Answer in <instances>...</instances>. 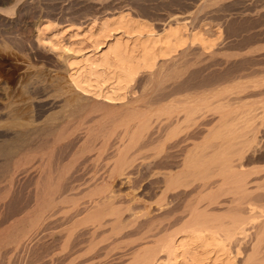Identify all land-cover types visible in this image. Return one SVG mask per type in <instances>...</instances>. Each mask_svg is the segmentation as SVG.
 <instances>
[{
	"label": "rangeland",
	"instance_id": "obj_1",
	"mask_svg": "<svg viewBox=\"0 0 264 264\" xmlns=\"http://www.w3.org/2000/svg\"><path fill=\"white\" fill-rule=\"evenodd\" d=\"M119 12H128L130 13L133 19H142L147 23H150L157 32H161L168 24L171 23L173 24L177 20L179 21L186 20L188 21V27L191 31L199 28L202 29L204 35L208 38L215 39L219 36V34L221 35V37L218 40L217 45L213 49V51L210 52L203 51V49H201L200 46L197 45L192 47H187L183 51V54L180 55V57L176 56L177 60L176 57H174L170 60H166L165 62L161 61L160 67L157 70L158 72L154 71L151 74L143 73L137 79V82L132 90L133 91L132 95H130L129 98L126 99L124 102H122V104L115 107L116 111L113 110V112H111L112 111L111 110L109 111L111 113H109L105 111L104 107H102L103 109L101 107L95 108V105L92 102L85 101L88 108L85 107L81 109L82 111H80L79 115L73 118L71 120L72 122L70 121L71 123L70 122L68 123L66 131H64L61 136L62 140L59 139L58 141L59 143L57 142L56 144L55 147L56 149H54L53 158H52L53 162L51 161V167L55 164L53 166V169L56 171L53 173L54 175L53 177L56 176L57 178L55 177L54 179L57 181V179L60 176L66 174L65 176H63L65 180L66 179L69 180L73 178L70 180L72 183L70 181L69 182L65 181L66 183L64 184L66 185L67 190L68 188L74 187L75 191L73 190L74 191L73 192L72 190L69 191L70 189L68 190L67 199L57 208L55 213L56 215H54L51 224H49L51 226L47 227L46 222L43 221L45 225L43 222H40L39 226L36 225L34 227H31L32 229H30L31 231L29 232V235L28 234L27 235L29 237L32 236L30 238L31 239L34 238L35 240L32 239V242H29L30 240L28 238L29 241L26 242L29 243L26 244V242L24 241L23 242L24 244L22 243V245L19 246L17 244L12 243L11 241L10 243L8 242L9 245L4 244V240H3V244L0 246V264H132V262L133 264H138V263L140 264L143 261L144 257H146L144 255L151 253L152 251L153 252L151 254L158 253V259L166 258L165 256L167 254L166 253L163 254V252H160L161 250L160 241L162 240L160 238H163L164 233L163 234H161L162 232L158 233L159 230L155 232L152 231L151 233V230L147 228V225L149 224V219L146 216L144 217L143 215L144 211H142V209H138L139 205H136V203L129 204L127 197L125 198V196L129 191H134L137 197L150 201V198L152 196L150 191L151 178H149L151 175L150 170L152 169L151 167L152 159L150 157H152L153 153L156 152L155 150H152V148H144L142 149L143 151L141 150L140 154L137 153L136 155L130 152L133 157L132 159L133 161L131 163L134 166L130 163L131 166L128 165L130 166V168L127 166V168H125L124 175L117 177L112 186L113 189L112 191L114 192V195L116 194L115 195L116 198L114 199V206H112L113 209L112 208L107 209L106 213L99 215L100 218L99 216L96 217L97 215H92V214L88 215L87 212H86L87 214H85V209L93 201H95V199L97 200L101 196L105 195V193L103 192L104 191L103 188H101L102 186L101 182L104 178L105 180L108 179V176H110L109 174L112 173L111 169L114 168V166L112 165H115L116 162L115 160H117L115 158L118 157L116 153H114L115 151L113 152V148H111L112 145L115 144V146L116 145L119 146L120 144L123 146L125 142L126 143L129 142L128 141L129 137L127 136H132L133 134H134L133 136H136V134L137 136L139 135L146 136L145 132L138 127L139 126L138 122L134 120L132 116H130L133 115L131 114L133 109L137 108L134 109V111L137 110L145 111L147 106L150 104L149 102H151V100L156 96V94L158 95L159 92L165 88V86L167 87L170 83L176 82L177 80L178 83L180 82V80H181L180 83L188 82L185 84H189V82H192L189 84L190 86H188L190 89L193 88L196 89L197 92L203 91L201 93H205L204 100L208 102L206 103L204 101L205 103L203 102L204 104L202 103L203 105L202 104L200 105V109L202 108V110H204V114L205 112L206 114L208 113L206 115L208 118L203 123L206 122L205 124H207L211 122L212 124H214L215 128H211V130H213L214 132L212 131V133L217 136L215 143L216 146L217 145L219 146V147L217 146L218 147L217 149L220 148L222 149L221 155L224 156L222 158L224 161L222 159L220 160L221 162L219 161L220 165L219 162H217L214 164L213 163L209 164L210 167L208 166L210 169V170L208 169L210 173L211 171H213V168L217 166L218 169H223L222 172L221 170H218L216 168H215L216 170L214 171L218 170V172L216 173L213 171L214 172L213 175L215 177L216 176L218 177L216 178L213 177L212 173L210 174L208 171L207 176H209V178H207L206 174L204 176H201L202 174L199 175L198 173L197 177H195L196 174L194 175L195 179L194 178L192 179L189 178V180L187 179L186 185L189 186L190 184L191 186L189 188H185L187 194H189L191 191H195L196 189H198L199 185L205 182V178L206 181L212 178V181L215 180V182L219 183V181L223 182L222 175L225 173L224 171H227V173H229L230 176L227 177L228 174L227 176L223 175L225 181L223 184L219 183L222 186L218 188V190L220 189L221 190L218 191V193L217 190L215 191L216 193H213L214 195L216 194L215 195L216 198L214 197L213 194L212 196L206 197V193L205 194L203 193L201 197L202 198L201 200L202 202H201L200 201L201 194H199L200 195L199 196L197 191L196 192L197 195L195 196V198L194 196L191 195L193 198L189 197L191 198L190 200L189 198H187L186 200L185 199L183 200L184 202H180L179 204L175 203L177 205L171 204L173 206L169 205L170 207H168V210L170 209L169 210L170 212L168 210H167L168 212L167 211L166 212L172 213V211L173 212L178 211L180 206L181 207L184 206L180 209L181 212H183L182 214L183 217L185 218V220H187L188 217L192 219V217H190L191 215H189L191 214V211L189 212V210H192L191 208H194L196 206V201H197L196 198H199V201H197V203L199 204H197L196 207L203 209L202 207H204V205L207 204V201L210 198L214 197V199H217L220 197L218 200L219 201L221 200V202L223 201L222 203L227 202V204L225 206H221L222 208L215 207L211 209L212 213L215 211L214 212L215 216L213 214L215 218L213 223L214 222L218 223L216 224L217 229H219L222 226V229L221 228L219 229L220 230L219 233L220 232L223 233L220 234L225 233L226 235H228L229 234L228 232L231 233V230L233 232L235 230L234 227H237L236 223L242 219L241 217H243V219L240 222H244V217H245L244 215H241L240 217L239 214H233L238 211L237 206L241 207L240 204L242 201L239 202V198L241 196V194L239 195V191H240L239 186L241 185V183H243L244 177L242 176L243 177L242 178L241 175L237 177L236 175L238 173L237 174L233 173L234 174L233 175L230 171H228V168L232 166L231 163L238 164L242 160L243 162H241V164L242 163L244 164V165L242 164L243 171L246 172L248 171L247 172L248 174L245 176L246 182L252 184L247 186L249 196L250 193L254 191V193L251 194L250 196V200L251 201L253 200L257 205L259 204L258 207L261 206V209L263 208L262 210H264V95L262 94L264 93V80H263L264 79V57H263L264 56V0H0V109H1L0 114L3 111L2 108L4 109L5 107L4 103L7 104V102L9 101L14 102L15 100L16 102L14 103H19L17 101L20 100L21 102V100L22 101L24 100L23 98H31V100L33 99L36 104V105L34 104L33 108L31 109L32 117H33L31 118L32 120L28 119L23 114H21L19 116V118L20 117L21 118L20 119L17 118V120L19 121L21 120L20 122L25 121L26 123L31 122V125L33 123H36V125L39 124L41 125V123L44 122L46 117L53 118V116H57L56 114H59V109L57 108L46 109V107L44 106L49 102H51L52 100H55L56 98L59 100L58 97L62 95V93L60 92L62 91L69 92L70 94L69 96H71L72 98L83 97L87 99V97L82 95L80 92H77L74 89V87L71 85V81L69 77V68H68L69 53H65V51L66 49H72L73 51L77 52L78 60L82 59V57L85 54L92 52L94 48L90 36H80V37L73 36L76 27L86 25L87 23H90L94 19L112 17L114 15H117ZM41 22H49L52 26L68 25L67 28H65L67 29L66 35H56L55 33L51 37V39H49L52 41L54 45L58 47V49H52L50 45L40 44L38 42V33L36 28L37 25ZM52 29L53 32H55L54 31L55 28L53 27ZM243 66L244 67L249 66L250 68H252V70L254 71L252 70L249 71L254 72V76H258L259 78L258 77L255 78L253 76L250 79L247 80L244 79L241 81L239 80L238 82V80L235 78V75H237L236 71L241 69ZM168 75L169 76L171 75V77H169ZM232 76L233 78H231ZM32 77L33 79L35 78L36 80H38L40 77L39 80L47 84L48 89L45 92L38 90H32V91L25 90L27 89V85L29 84V82L33 80ZM173 77L174 78L176 77V80L174 79L175 81L173 80ZM224 77L226 79L222 80V78ZM227 77L228 79L229 78L230 79L228 80ZM234 78L237 82L234 80ZM231 79L233 81L229 82ZM226 80H228V83H226ZM22 87L24 90L22 89ZM200 87L202 89H199ZM206 88H209V90L211 91H209L208 89L205 90ZM27 91L29 93L25 95ZM251 92L254 93L261 92L262 95L261 97H256V99L252 98L250 100H247L246 105L244 104L236 105L235 107V105L232 103V101L236 99L238 96L244 97L248 95V93L252 94ZM211 94H213V96H211ZM206 95L207 96L209 95V97H206ZM9 97L11 99L13 98L14 100L13 99L11 100ZM207 98H211V101L210 99ZM226 99L228 100V102L226 101ZM148 100L150 101L148 102ZM229 100H230V106L233 104V107L231 106V108H229V106L227 105L229 103ZM36 101L38 102V104ZM221 101L222 102L226 101L224 102V108H222L223 103ZM134 103L136 105H133ZM249 104L250 106H248ZM204 105L205 107H203ZM207 105H210V107ZM225 105H227L228 107ZM207 107H209V109ZM128 108L130 110H128ZM250 108L252 109L250 110ZM202 110H200V113L202 112L203 114ZM210 110H213L215 112L213 113V111ZM237 112L239 115H237ZM49 113L53 116L49 117L50 116ZM245 113L246 115H244ZM249 113L251 114L250 117H249ZM61 114L62 111L60 112V115ZM247 115L248 118L250 119L245 118ZM221 116H225V117L222 118ZM252 116L254 117L255 121L253 120ZM1 118L2 116L0 115V121H1L0 133H5L6 131L9 130L8 126L9 127L11 126L13 120L8 121L9 119H6V117H4L5 120ZM243 118L244 120H241ZM245 119L247 121L249 120V122L246 123ZM251 120H253V122ZM237 121L240 122L238 123ZM250 121L251 123L254 124H249ZM211 123L210 126H212ZM6 124H8L7 127ZM33 126H35V124H33ZM210 126L208 127L210 128ZM246 127H248L249 131L246 129ZM4 128L6 131L2 132ZM233 128L236 129L234 130ZM202 129L204 130L202 131ZM202 129L200 130L202 134L200 136L207 135L208 130L205 129V126ZM217 129H219L218 132H216ZM226 130L228 131L225 132ZM255 131H257L256 132V136H258L257 141L254 145H252L253 148L251 147L246 152L247 155L245 156L244 153L247 149L243 150L242 148H240L242 145L240 146L239 142L245 140V135L247 136V135H252L253 133L255 134ZM202 132L204 133L206 132V133L203 135ZM119 140L122 142H119ZM143 143L144 142L142 141V144ZM235 143L236 145L239 146V148L235 145ZM139 145L141 146V142L139 143ZM228 145L229 146L232 145L230 147H232L233 149L230 148ZM101 146L102 147L104 146L103 149ZM140 146H138V148ZM99 147L101 149H98ZM159 149L161 148L159 147ZM217 149L216 151L220 152L221 149L220 150ZM135 150H133L132 152H134ZM242 150L244 151V153H242L243 157L245 156L246 158L242 157L240 153V151L242 152ZM240 156L242 158H240ZM231 157L232 158L235 157L234 159H237L239 162L234 159L232 161ZM38 158L39 160L46 159V157L43 158V156L38 155L35 158L36 161L34 160L33 163L36 167L38 166L43 167V164L44 167L45 165L46 167L50 165L46 163L47 160H45L44 163L43 161L39 162ZM227 164L230 165L227 166ZM40 167L38 168L40 169ZM244 167L246 170L244 169ZM58 172H60V175ZM76 173H78V175ZM75 174L76 176H73ZM90 175L92 177V180L90 179ZM230 177H234V179ZM247 179L249 182L247 181ZM85 180L87 181L86 186L89 182H91V184H89L87 187L83 185L84 187L82 186V189L81 190L79 189L78 191L77 189L79 188V185L85 183ZM192 180L193 181L195 180L194 184L193 182L192 184L190 183ZM196 180L198 181L196 182ZM233 180L236 181L237 184ZM35 181H36L35 175L27 178L24 181H21L20 183L21 185L19 184L20 186L17 185L15 186L16 189L15 187L13 188L16 192L15 191L13 192V189L11 191L6 190L9 192L5 193L6 196L3 197L4 199L1 197L4 194L5 189L4 190L2 189L4 192L3 194H0L1 196L0 205L3 206V209H0V212L2 214L3 211H6L8 208V210H10L11 212L13 211L12 213L13 216L15 215L13 217L11 214V217L13 218H10V215L8 213L10 211L8 212L6 211V213L4 212L2 215H0V221L2 220L0 224H2L3 227L7 226L6 223L8 224V222L12 221V219L18 217L20 211L22 212L23 209L25 208L26 203H29V201L32 198V194L34 192L33 190L35 187ZM237 181L238 182L240 181L239 182L240 184H238ZM76 182H79V184L78 183L75 184ZM67 185L70 186L68 187ZM2 190H0V192ZM76 191L78 192L76 193ZM223 192H225V194ZM69 193H71L72 196L74 197L71 198L70 196L71 194L69 195ZM7 195L12 196L11 200H10V196H9V200H5L6 199L5 197H8ZM217 195L219 197H217ZM68 196L70 198H68ZM205 197L207 199H205ZM237 197H239L238 200ZM3 200H5L6 202L5 201L3 202ZM193 200L196 201L193 202ZM7 201H9V203ZM10 201H12L13 203ZM232 201H234V203L236 202L237 203L234 204ZM15 202L17 203V206ZM228 202L230 205H228ZM2 203L6 204V207ZM19 204L22 208L19 206ZM232 204L235 206H233ZM227 205L229 206V208L227 207ZM176 206L177 207L179 206L178 209L176 208ZM225 207L228 209H226ZM14 208L16 209L18 208V209L17 210L15 209L16 211H14L13 210ZM185 209L188 211H186ZM216 211L217 212L219 211L220 214L219 212L217 213ZM15 213H17L18 216ZM259 214L257 213L255 215L256 222H252L253 224L251 223V225L247 227L250 232L247 237L237 236V240H239V242L236 241L235 244H234L235 241L232 242V244L229 243V247L232 248L231 251L233 250V252L235 251V247L236 250L240 249L239 246L243 244L241 246V251H243V254H241L238 257L237 262L235 264H244V263L264 264V249H263L264 248L263 245L264 244V238H263L264 213H261V215ZM6 215L10 220H8V218L5 219L7 217ZM103 215L105 216L103 217ZM163 215H165L164 212L162 211L158 212V210L155 211V216L157 217L156 221H158V223L160 222L159 220L163 221L162 219ZM216 215H218L219 217ZM1 216H3V219ZM257 216H259V219ZM99 220L101 222H99ZM235 220L237 222H235ZM229 222L233 223L234 225L232 224L231 227L230 225L231 223ZM166 223L164 225H162L161 223L162 227L165 228V226L167 225ZM252 226L255 227L253 228ZM0 227H1L0 229L3 228L2 226ZM229 227L232 229H230ZM177 228L178 227L176 226V228H174L173 230ZM228 228L230 229V231ZM39 229H41V231L40 233H37ZM43 229L45 231L48 230L46 231V233L48 234L52 232L54 234V237L49 238L50 235L48 234L45 236L43 234L45 232V231L43 232ZM160 235L161 237L158 239ZM44 237L47 239H45ZM222 237L225 239L223 235ZM156 240L157 241L159 240V243ZM5 243H7L6 239H5ZM156 249L159 251H157ZM252 249H254L253 251L254 253L252 252ZM254 254H256L255 257ZM133 259L134 261L136 260L135 263Z\"/></svg>",
	"mask_w": 264,
	"mask_h": 264
},
{
	"label": "bare ground",
	"instance_id": "obj_2",
	"mask_svg": "<svg viewBox=\"0 0 264 264\" xmlns=\"http://www.w3.org/2000/svg\"><path fill=\"white\" fill-rule=\"evenodd\" d=\"M67 26L68 25L52 26L49 22L39 23L37 25V28H36L37 33H38V42L40 44L50 45L52 49H58V47L56 45H54L52 43V41L49 39H51V37L55 33H56V35H66L67 29H65V28H67ZM53 27L55 28L54 29L55 32H53V29H52ZM73 36L74 37L90 36V38L92 39V42H93V48H94L93 51L85 54L82 57V59H80V60L77 59V57H78L77 52L73 51L72 49H66V51H65V53H69L68 68H69V77H70L71 85L74 87V89L77 92H80L82 95L87 97V99L83 98V97L82 98L81 97L72 98L71 96H69L70 95L69 92H63V91L60 92L61 91L60 90L59 92L62 93V95L59 94L60 95V97H58L59 100L56 98L55 100H52L51 102H49L48 104H46L44 106V107H46V109H55V108L59 109V114L55 113L57 116H53L49 113L50 114L49 117L53 116V118L52 117L51 118L46 117L44 122L41 123V125L40 124L36 125V123H33V124H35V126H33V124L31 125V122L26 123L24 120H23L24 122H20L21 120L20 121L17 120V118H19V116L21 114H23L28 119L33 118L32 117V111H31V109L33 108V106L35 104V101L33 99L31 100V98H23L24 99L23 101L22 100H21V102H20V100L17 101L19 103H14V102H16V100L14 102L13 101L10 102L8 100L9 102H7V104L4 103V105H5L4 109L2 108L3 111L0 114L2 116V118L5 120L4 117H6V119H9L8 121L13 120V122L10 126L11 129L8 126V129H9L8 131H6L4 128L2 130V132L3 131L4 132L6 131V132L0 133V190L5 189L4 190L5 192L3 190L1 191L2 193L0 192V194H3V192H4L2 197L1 196L0 197L3 198L4 196H6L5 193L11 191L15 186L19 185L21 183V181H24L33 175H35L36 181H35V187L33 190L34 192L32 194V198L29 201V203H26L25 208L23 209L22 212L19 210L20 211L19 216L17 213H15V214H17L18 217L12 219V221H10V222H8L6 220L8 222V224L5 222L7 225L5 227H3L2 224H0V226L3 227L2 229H0V235H1L0 236V246L3 244V240H4V244L9 245V243L11 241L12 243L17 244L18 246L22 245V243L24 241L26 242V241L30 240L29 242H32V239H34V238L31 239L30 237H32V236H30V237L28 236L29 232L31 231L30 229H32L31 227H34L36 225L39 226V223L43 222V221L46 222L47 227L51 226L49 224H51V221H52L54 215H56L55 213H56L57 208L59 207V205L64 203L65 200L67 199L68 190L70 189L69 191H71V190L73 191L75 189L74 187H71V188H68V190H67L66 185L64 183L69 182L73 178H71L69 180H67V179L65 180V178L63 176H65L66 174L63 176H60L57 179V181L54 179L56 176L53 177L54 176L53 173L56 170L53 169V166L55 164L54 165L52 164L53 166L51 167V161L53 158L54 149H56L55 148L56 144L59 141V139L62 140L61 136H62L63 132L66 131L68 123L73 118L77 117V115H79L80 111H82L81 109H83L85 107L88 108L85 101L92 102L95 105V108L96 107H101V108L104 107L105 111H107V112H109L111 110H112L111 112H113V110L116 111L115 107L122 104V102H124L126 99L129 98L130 95H132L133 87L136 84L137 79L143 73L151 74L152 72L157 71L158 68L160 67L161 61L165 62L166 60H170L176 56L180 57V55L183 54V51L187 47H192V46L197 45V46H200V48L203 49V51H206V52L207 51L208 52L213 51V49L217 45L218 40L221 37V35L219 34V36L215 39L208 38L204 35L202 29H199V28L191 31L188 27V21H186V20H184V21L177 20L173 24L172 23L168 24L161 32H157L152 27V25L150 23H147L146 21H144L142 19H133L131 17L130 13H128V12H119L117 15H114V16L109 17V18L106 17V18H102V19H94L93 21H91L90 23H87L86 25L76 27ZM176 60H177V57H176ZM249 70H252V68H250L249 66L248 67L243 66L238 71L235 70L237 72L236 73L237 75H235V78L238 80V82H239V80L240 81L244 80V79L247 80V79H250L251 77L254 76V72H252L254 70H252L251 72ZM260 71H262V70H260ZM175 73H176V71H175ZM181 74H183V73H181ZM169 77H171V75ZM254 77L256 78L258 76H254ZM28 78H30V77H28ZM231 78H233V76ZM235 78H234V80H235ZM32 79H33V77H32ZM39 79H40V77H39ZM39 79L36 80L34 78L32 81H30V82L28 81L29 84L27 85V89H25V90H28V91L29 90H31V91L32 90H38V91H44L45 92L48 89V85L43 83ZM174 79L176 80V77L175 78L173 77V80ZM223 79H226V78L224 77V78H222V80ZM227 79H228V77H227ZM228 80H226V83H228ZM169 81H170V79H169ZM177 81L170 83L169 85L167 84L168 86L167 87L165 86L164 89H162L163 88L162 87L161 88L162 90L161 91L159 90L160 91L159 94L158 95L156 94V96L151 100V102H149L150 100H148V102L150 104L148 106L146 105L147 108L145 111H142V110L134 111V109H137V108H134V109L132 108L133 113L131 112V114H133V115H130V116H132V118L138 122L139 126L138 125L137 126L140 129H142V131L145 132L146 136H141V135L137 136V134H136V136H133L134 135L133 134L132 136H127V137H129L128 138L129 142L128 143L125 142L123 146L120 144H119V146H117V145L115 146V144L112 145L111 148H113V152L115 151L114 153H116V155L118 157L115 158V159H117V160H115L116 161L115 165H112V166H114V168L111 169L112 173L111 174L108 173L110 175V176H108V179L105 180V178H104L101 182L102 183L101 188H103V190H104L103 192L105 193V195H103V196L100 195L101 197L99 199H97V200L95 199V201H93L88 207H86L85 214L88 213V215H90V214L97 215L96 217H98L99 215L106 213L107 209L112 208V206H114V199L116 198V196H115L116 194L114 195V192L112 191L113 190L112 186H113L117 177L124 175L125 168H127V166L130 165V163L133 161L132 160L133 157H132L131 153L136 155L137 153L140 154L141 150L144 148H152V150H155L156 152H154L153 156L150 157L152 159V163H151L152 169L150 170L151 175L149 177V178H151L150 191H151V195H152L150 198V201H147L145 199L137 197V195L135 194L134 191H129L127 193V195L125 196V198L127 197L129 204H135L136 203V205H139L138 209H142V211H144L143 212L144 217L146 216L149 219V224L147 225V228L149 230H151V233H152V231L155 232L158 230H159L158 233H160V232H162L161 234L164 233L163 238H160L161 237V235H160L158 237V239L159 238L162 239L161 240L162 242L160 241V247H161L160 252H163V254L166 253L167 255L165 256L166 257L165 259H158V253L157 254H151L153 252L152 251L151 253L144 255L146 257H144L143 261L140 264H235L237 262L238 257L241 254H243V251H241V246L243 244L241 246H239L240 249L236 250V247H235V251L233 252V250L231 251L232 248L229 247V243L232 244V242L235 241L234 242V244H235L236 241L239 242V240H237V236L247 237L250 233L249 229L247 227L250 226L252 222H256L255 215L257 213L258 214L260 213L259 215H261V213H264V210H262L263 208L261 209V206L258 207L259 204L258 205L255 204V202L253 200H252L253 201V203H252V201L250 200V196H251V194L254 193V191L253 192L251 191L252 193H250V196H249L247 186H249L251 183L246 182L245 176L248 174L247 173L248 171L247 172L243 171V165L244 164L243 163H242L243 165L241 164V162H243V160L240 163H238L239 165L237 163H231V160H230V163L232 166L230 168H228V167L227 168H228V171H230L232 174L238 173L239 175L235 174L237 177L240 175H241V177L242 176L244 177V181L242 180L243 183H241V185L239 186V190H240L239 195L241 194V196H240V198L237 197V200L239 198V202L242 201L244 203H242V202H241V204L239 203L241 205V207H238L236 205L238 208L237 209L238 211L234 208L237 212L236 213L232 212L233 214H239L240 217H241V215H244L245 216L244 222H240L243 219V217H241L242 219L238 221L240 224L235 220V222H237L236 223L237 227L238 226L239 227L238 228L234 227L235 230L233 232L231 230V233L228 232L229 233L228 235H226L224 233L226 235V237L224 234H220L223 232L219 233V231H220L219 229L220 228L222 229V226L221 227L219 226L220 228L217 229L216 224H218V223L214 222L215 223V225H214L213 221L215 220V218H214V216H215L214 212L215 211L212 213L211 209L215 208V207L222 208L221 206H225L227 204V202L222 203L223 201L222 202H221V200L219 201L218 199L220 197L218 195H217V197H219V198L214 199L216 194L214 195L213 193H216L215 192L216 190H217V193H218V191L221 190V189L218 190V188L220 186H222L220 184L221 183L223 184L225 181L223 175L227 176V174H228L227 177H229L230 176L229 173H227V171H224L225 173L223 172L224 173L222 175V181L223 182L219 181L220 184L215 182V180L212 181V178L209 180L207 179L208 181H206V178H205V182H203V184L199 185L198 189H196L195 191H191L190 193L188 192L189 194H187L185 188L191 187L190 184H189V186L186 185L187 179L189 180V178L190 179L194 178L195 174H196L195 177H197L198 173H199V175L202 174L201 176H204L205 174L207 176V172L210 170L209 164H212V163L214 164V163L219 162L224 156L221 155L222 149L221 148H220L221 150L217 149L219 146L217 145L218 146L217 147L216 143H215L217 136L214 135L212 133L213 130H211V128H215L214 124H212L210 122L212 124V126H210V123H207V124H205L206 122L203 123L208 118L206 116L208 113L206 114V112H205V114H204V110H202V108L200 109V105L204 101L206 102V100H204L205 99V93H201V92H203L201 90H199L201 92H197L196 89H193V88L190 89L188 86H190L189 84L192 82H189V84H185L188 82L180 83L181 82V80H180V82L178 83ZM231 81H233V80L231 79L229 82H231ZM236 82H235V85H236ZM200 85H201V83H200ZM59 86H60V84H59ZM216 88H215V90H216ZM22 89H23V87H22ZM199 89H202V88L200 87ZM207 89L209 90V88H206L205 90H207ZM210 89H211V87H210ZM221 89H220V91H221ZM56 90H57V88H56ZM203 90H204V88H203ZM228 90H229V88H228ZM28 91L25 93V95L27 93H29ZM209 91H211V90H209ZM5 92H7V91H5ZM206 93H207V91H206ZM251 93L252 94L248 93V95H246L244 97L238 96L236 99H234L232 101V103L235 105V107H236V105H242V104L246 105L247 100H250L252 98L256 99V97H261L262 94L264 95V93L261 94V92L260 93L259 92L258 93L257 92L256 93L251 92ZM55 95H57V94H55ZM211 96H213V94H211ZM215 96H216V94H215ZM206 97H209V95L208 96L206 95ZM148 98H150V97H148ZM216 98H217V96H216ZM44 99H45V97H44ZM207 99H210V101H211V98H207ZM227 99H226V101L228 102ZM226 101H224V102H226ZM38 102H37V104H38ZM224 102H222L223 103L222 108H224ZM233 104L231 105L232 107H233ZM133 105H136V104L134 103ZM227 105L229 106V108H231L230 100H229V103ZM227 105H225V106H227ZM207 106L210 107V105H207ZM248 106H250V104ZM203 107H205V105ZM209 107H207V108L209 109ZM129 108H130V106H129ZM129 108H128V110H130ZM140 109H142V108H140ZM199 109L203 111V114H202V112L200 113ZM238 109H239V107H238ZM251 109L252 108H250V110ZM220 110H221V108H220ZM61 111H62V114L60 115ZM210 111H213V110H210ZM111 112H109V113H111ZM214 112L215 111H213V113ZM219 113H220V111H219ZM209 114H210V112H209ZM228 115H231V114H228ZM237 115H239L238 112H237ZM244 115H246V113ZM250 115L251 114L249 113V117H250ZM255 116H256V114H255ZM221 117L224 118L225 116H221ZM221 117H220V119H221ZM245 118H248V115ZM210 119H212V118H210ZM237 119H238V117H237ZM248 119H250V118H248ZM241 120H244V118ZM253 120H254V117H253ZM253 120H251V121L253 122ZM251 121L249 124H254V123H251ZM128 122H130V121H128ZM217 122H216V124H217ZM235 122H236V120H235ZM235 122H233V123H235ZM245 122L247 123V122H249V120L248 121L246 120ZM8 124H10V123H8ZM8 124H6V127ZM236 125H237V123H236ZM204 126H205V129L208 130V132H207L208 134L204 135L206 132L205 133L202 132L204 136H200V135H202L200 130L202 128H204ZM208 126H210V128ZM241 126H242V124H241ZM217 128H219V127H217ZM219 129H221V128H219ZM219 129H217L216 132H218ZM246 129L249 131L248 127H246ZM251 129H253V128H251ZM203 130L204 129H202V131ZM222 131H223V129H222ZM227 131L228 130H226L225 132H227ZM230 131H232V130H230ZM257 131H255V134L253 133L252 135H247V136L245 135V140L239 142V145L240 146L242 145L240 148H242L243 150L247 149L245 151V153L243 150H242V152L240 151L242 157H243L242 153H244L246 156L247 155L246 152L251 147L253 148L252 145H254L256 143L257 138H258V136H256ZM0 132H1V129H0ZM250 132H251V130H250ZM253 132H254V130H253ZM142 134H143V132H142ZM220 136H222V135H220ZM220 136H218V137H220ZM123 137H125V136H123ZM225 139H226V137H225ZM220 140H221V138H220ZM142 141L144 142L143 144H142ZM145 141H146V143H145ZM119 142H122V141L119 140ZM140 142H141V146L139 145ZM222 143H225V142H222ZM91 145H92V143H91ZM235 145H236V143H235ZM235 145H234V147H235ZM138 146H140V147L138 148ZM230 146H232V145H230ZM236 146L239 148L238 145H236ZM103 147H102V149H103ZM159 147L161 149H159ZM243 147H245V148H243ZM230 148H232V147H230ZM98 149H101V148L99 147ZM216 149L220 150V152H217ZM133 150H135V151L132 152ZM223 150H225V149H223ZM249 153H250V151H249ZM38 155L43 156V158L46 157V159H40L41 161L38 158L39 162L43 161V163H44V161L47 160L46 163L50 164V165H48L47 167H46V165L44 167V164H43V167L38 166V167H40V169L38 167H36L33 163H34L35 158ZM234 156H235V154H234ZM226 157H227V155H226ZM242 157L240 156V158H242ZM234 158L231 157L232 161ZM224 159H226V158H224ZM113 160H112V162H113ZM234 160H237V159H234ZM220 162H219V165H220ZM225 162H226V160H225ZM228 162H229V160H228ZM216 165H218V164H216ZM228 165H230V164H227V166ZM130 166H128V167L130 168ZM213 166H215V165H213ZM217 167H215V168L218 169ZM215 168H213V171L216 170ZM244 169H245V167H244ZM218 170H221V172L223 171V169H218ZM218 170L214 171V172L217 173ZM213 171H211V173H212V176L215 177L213 175V173H214ZM58 173L60 175V172H58ZM78 173H81V172H78ZM78 173H76V174L78 175ZM209 173H210V171H209ZM216 173H215V175H216ZM220 173H219V175H220ZM249 173H250V171H249ZM76 174L73 176H76ZM99 175H100V173H99ZM216 177H218V176H216ZM227 177H225V178H227ZM207 178H209V176H207ZM230 178L234 179V177H230ZM90 179L92 180L91 175H90ZM86 180H85V183L79 185V188L77 187L78 191H79V189L80 190L82 189L83 185L86 186V182H87ZM199 180H200V178H199ZM236 180H238V179H236ZM197 181L198 180H196V182ZM202 181H203V179H202ZM247 181H248V179H247ZM192 182L194 184L195 180L194 181L192 180L190 183L192 184ZM234 182L236 183V181H234ZM239 182H238V184H240ZM77 183L79 184V182H76L75 184H77ZM89 184H91V182H89L87 184V186ZM73 185H74V183H73ZM192 186H194V185H192ZM15 189H16V187H15ZM194 189H195V187H194ZM6 190H9V191H6ZM14 191L15 190L13 189V192ZM78 191H76V193ZM197 191H198V195L201 194V196L199 195L200 198L202 197L203 193L204 194L206 193V197L212 196V194L214 195V197L210 198L207 201V204L204 205V207H202L203 209L196 207L197 204H199V203H197V201H199V198H196L197 199V201L195 200L196 201V206H195L196 208L194 207L195 208L194 209V208L190 207L192 210H189V212L191 211V214H189V215H191L190 217H192V219H190L188 217V219L185 220V218L183 217V215H182L183 212H181V210H180L182 207H184V206H182V207L180 206L182 203L179 205L180 208L178 211L173 212L171 210L172 213H167L170 210V209L168 210V207H170L169 205L175 204V203L179 204L180 202H184L183 201L184 199L186 200L187 198L192 197V196H194V198H195V196L197 195L196 194ZM71 193H69V195ZM194 193H195V195H194ZM223 193L225 194V192H223ZM9 196H10V200H11L12 196L11 195H9ZM9 196L5 197L6 198L5 200H9ZM70 196H71V198L74 197V196H72V194ZM236 196H235V199H236ZM206 197H205V199H207ZM68 198H70V197L68 196ZM190 199L191 198H189V200ZM5 200H3V202ZM189 200H188V202H189ZM201 200H202V198L200 199V201ZM237 200H235V201H237ZM195 201L193 200V202H195ZM225 201H227V200H225ZM7 202L9 203V201H7ZM10 202H12V201H10ZM16 202H17V199H16ZM232 202L234 203V201H232ZM236 203H234V204H236ZM256 203H258V202H256ZM2 204H4V203H2ZM177 204H175V205H177ZM4 205L6 207V204H4ZM12 205H14V204H12ZM228 205H230L229 202H228ZM228 205H227V207L229 208ZM16 206H17V203H16ZM19 206H20V204H19ZM171 206H173V205H171ZM233 206H235V205H233ZM11 207H13V206H11ZM178 207L176 206L177 209H178ZM131 208H133V207H131ZM131 208H129V209H131ZM228 208H226V209H228ZM0 209H3L2 205H0ZM15 209L16 208H14L13 210L16 211L18 208L16 210ZM174 209H175V207H174ZM216 209H219V208H216ZM156 210H158V212L162 211L165 213V215H163V218L160 217L163 219V221L159 220L162 223V225H164L167 221V223H166L167 225L165 226V228L162 227L160 222L158 223V221H156V218H157L155 216ZM6 211L8 212L10 210H8V208H7ZM6 211H3V213L4 212L6 213ZM186 211H188V210H186ZM219 211H221V210H219ZM228 211H226V212H228ZM8 213L10 215V218H13L15 216V215L13 216V214H12L13 211L12 212L10 211ZM2 214L0 212V215H2ZM11 214L13 217H11ZM186 214H188V213H186ZM213 214H214V216H213ZM219 214H220V212H219ZM218 215H216V216H218ZM239 215H237V216H239ZM104 216L105 215H103V217ZM1 217L3 219V216H1ZM232 217H235V216H232ZM257 217L259 219V216H257ZM7 218H8V216L5 219H7ZM99 218H100V216H99ZM5 219H4V221H5ZM8 220H10V219L8 218ZM233 220H234V218H233ZM1 221H0V223H1ZM99 222H101V221L99 220ZM156 222L158 223V225ZM163 222H164V224H163ZM229 223H231V222H229ZM232 224L233 223L230 224L231 227H232ZM44 225H45V223H44ZM53 226H54V224H53ZM176 226L178 228L173 230L174 228H176ZM99 228H97V229H99ZM228 229H226V230H228ZM230 229H232V228H230ZM230 229H229V231H230ZM40 231H41V229H39V231L37 233H40ZM44 231L45 230L43 229V232ZM46 231H48V230H46ZM46 231L44 233L43 232H41V233H43L46 236L48 234V233H46ZM224 232H227V231H224ZM48 235H50L49 238L54 237V234L52 232ZM222 235L225 237V239L222 237ZM143 236H144V234H143ZM28 238H29V240H28ZM5 239H6L7 243H5ZM45 239H47V238H45ZM151 239H153V238H151ZM52 240H53V238H52ZM257 240H259V239H257ZM39 241H40V239H39ZM29 242H26V244ZM157 242L159 243V240ZM239 244H241V243H239ZM256 246H258V245H256ZM254 247H255V244H254ZM260 248H262V247H260ZM157 251H159V250H157ZM253 251H254V249H252V252ZM256 253H258V252H256ZM255 255L256 254H254V257H255ZM140 258H142V257H140ZM256 258H257V256H256ZM133 261H134V259H133ZM135 262H136V260L134 261V263ZM132 264H133V262H132Z\"/></svg>",
	"mask_w": 264,
	"mask_h": 264
}]
</instances>
